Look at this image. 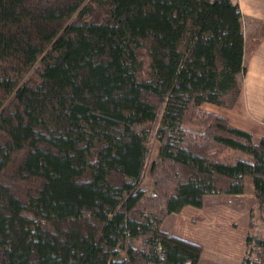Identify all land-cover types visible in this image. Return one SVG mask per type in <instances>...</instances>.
Wrapping results in <instances>:
<instances>
[{
  "label": "trees",
  "instance_id": "16d2710c",
  "mask_svg": "<svg viewBox=\"0 0 264 264\" xmlns=\"http://www.w3.org/2000/svg\"><path fill=\"white\" fill-rule=\"evenodd\" d=\"M245 59L238 0H0V264H199L162 225L209 195L264 222V138L204 108Z\"/></svg>",
  "mask_w": 264,
  "mask_h": 264
},
{
  "label": "rangeland",
  "instance_id": "374dc122",
  "mask_svg": "<svg viewBox=\"0 0 264 264\" xmlns=\"http://www.w3.org/2000/svg\"><path fill=\"white\" fill-rule=\"evenodd\" d=\"M204 108L213 111L212 106ZM158 153L159 143H155L142 185L146 190H151L153 186L150 167ZM221 198L219 201L224 205H220L223 210L219 213H211V210L219 208L210 204L204 211L190 207L167 219V229L203 245L199 264H240L247 251V236L253 231L264 233V222L258 219L255 196L246 197L243 203L236 197ZM230 203L232 206L227 209ZM251 221L255 226L253 231L249 227Z\"/></svg>",
  "mask_w": 264,
  "mask_h": 264
},
{
  "label": "crops",
  "instance_id": "0c3cea01",
  "mask_svg": "<svg viewBox=\"0 0 264 264\" xmlns=\"http://www.w3.org/2000/svg\"><path fill=\"white\" fill-rule=\"evenodd\" d=\"M238 3L243 14L246 40L245 62L247 71L242 79L243 91L236 106L231 110L213 105L209 106H212L214 112L226 116L232 126L250 132L256 139H259L264 138V0H238ZM249 196L252 197L255 194L249 193L235 197L242 200L243 203L246 197ZM221 199V196L209 195L204 198L203 208H192L204 211L208 205L212 204L218 206L219 209L210 212L219 213L223 210L220 205H224L219 201ZM231 206L230 203L227 209ZM186 208H190V206ZM177 214H171L166 218L162 225L163 230L176 233L171 229H167L165 225L169 217Z\"/></svg>",
  "mask_w": 264,
  "mask_h": 264
}]
</instances>
